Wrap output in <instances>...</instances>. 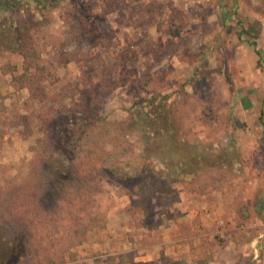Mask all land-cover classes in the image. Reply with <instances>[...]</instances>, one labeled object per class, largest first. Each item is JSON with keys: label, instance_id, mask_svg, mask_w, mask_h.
I'll return each instance as SVG.
<instances>
[{"label": "rangeland", "instance_id": "1", "mask_svg": "<svg viewBox=\"0 0 264 264\" xmlns=\"http://www.w3.org/2000/svg\"><path fill=\"white\" fill-rule=\"evenodd\" d=\"M18 1V13L0 16V264L139 256L147 237L130 208L136 187L130 196L99 175L115 166L146 184L162 230H195L192 259L250 240L263 253L264 72L237 22L261 24L264 67V0ZM25 17L36 22L31 37L12 40L10 25ZM25 42L39 61L23 77ZM92 102L101 121L81 147L70 145L68 165L66 148L52 144L55 128ZM151 106L165 115L142 131L136 113ZM72 169L77 183L54 203L35 199L51 176L68 179ZM149 232L156 237L158 227Z\"/></svg>", "mask_w": 264, "mask_h": 264}, {"label": "trees", "instance_id": "2", "mask_svg": "<svg viewBox=\"0 0 264 264\" xmlns=\"http://www.w3.org/2000/svg\"><path fill=\"white\" fill-rule=\"evenodd\" d=\"M19 8V1L18 0H0V16L3 14H16L20 11ZM17 20V19H16ZM3 23L0 22V25ZM36 25V22H34L31 18L25 17L24 19L17 20L16 24L13 23L10 25L12 27V33H13V39L12 40H25L30 38L29 32L32 27ZM237 27L239 29L238 32V38L239 40L248 39L249 44L253 47L254 53L257 56V65L259 68L263 69L264 67L262 65L260 52L257 48V39L259 36V31L261 24L259 22H254L249 24L247 27L242 26L240 22H237ZM6 49H12L11 46H6ZM18 53L22 55L24 60V72L22 76L28 75L29 70L38 68L39 56L36 54L35 50L31 47L26 46L25 42V49L24 46L19 48ZM99 109L100 106L95 103H89L82 111L81 116L77 117L74 122H72L69 127H66L65 124H60L55 128L54 137H53V146L57 147V153H62L63 147H65L66 150V158L65 162L68 165L73 164V157L72 151L70 149V145L75 148V145L78 144L79 147H81L80 141H82L89 130L93 129L98 122L101 121V117L99 115ZM165 115L164 111L160 108V106H151L148 110L145 112H137L136 113V121L137 124L140 125V129L142 131H145V129L148 127V125H157L159 124L160 119H163V116ZM80 133H82V138H80ZM151 135L158 136V131L156 129L151 132ZM50 143V142H49ZM53 149V148H52ZM73 160V161H72ZM67 164L63 163L64 167H69ZM103 170H101V173L99 174L101 178L106 180H114L120 182L122 185L125 184L128 187H130L127 192L128 195L132 196V189L136 187L135 193L139 195L138 198L132 199L130 202V208H132V211H139L140 214L143 216L142 223L144 224V227L147 230H151L153 228H157L160 224V221L155 218V214L152 210V202H151V193L145 190L146 184L141 182V178L139 176H133L129 178V180H124V175L121 172V168L114 167L115 169H106L105 167H101ZM63 169V168H62ZM51 171L54 172L53 169ZM117 172V173H115ZM77 172L75 169H72L71 177L69 176L68 179L65 177H60V174H57L52 177V182H47V186L50 188L49 192H41L38 195V192L34 195L35 199H38L39 202H51L54 203V199L60 196V194H63L69 185H73L74 183H77V181H73L72 178H74V175H76ZM120 174L121 176H116ZM60 178V179H59ZM131 180V181H130ZM46 186V185H45ZM141 192V193H140ZM129 208V209H130ZM128 209V210H129ZM240 213V212H239ZM196 248V247H193ZM207 251V250H206ZM204 254V251L201 252L197 257L196 260L192 259L190 260V264H202L203 260L202 257ZM207 255V254H206ZM208 257V255H207ZM206 258V257H205ZM207 259V258H206ZM184 258L181 260H178V262H184Z\"/></svg>", "mask_w": 264, "mask_h": 264}, {"label": "crops", "instance_id": "3", "mask_svg": "<svg viewBox=\"0 0 264 264\" xmlns=\"http://www.w3.org/2000/svg\"><path fill=\"white\" fill-rule=\"evenodd\" d=\"M186 222L191 224L192 220H186ZM174 223L175 222H173V224ZM112 225L108 224V226ZM188 227L189 226L177 224L175 227L162 230V226L159 225L156 237L152 234L153 232H149V230L143 227V230L141 229L140 231L142 236L147 237L146 240H141L142 245L140 249L143 251L138 253L139 256L136 254H125L120 256V258L119 253L121 251H115L111 253L115 255V264H190L189 261L192 260L193 257V247L196 245V241L199 240V236L197 237V234L192 232V230H194L193 228L190 230ZM116 229V227L113 230L109 229L112 238L120 232ZM144 231L150 235L144 234ZM134 232L135 230L132 227H127L123 231V233H128L127 235L129 238L135 235L133 234ZM255 243L254 240H250L249 243H242L243 245L245 244L242 248L239 245V248L235 249L234 244L229 242L224 248L209 249L204 251L202 257H206L207 259H203L202 264H264V252H260L261 250L259 251V249L255 247ZM124 251V253H127L128 250ZM182 258H184L185 261L178 262V260Z\"/></svg>", "mask_w": 264, "mask_h": 264}]
</instances>
